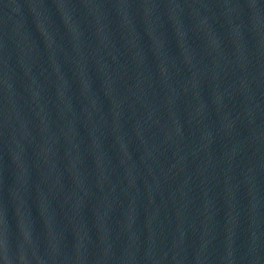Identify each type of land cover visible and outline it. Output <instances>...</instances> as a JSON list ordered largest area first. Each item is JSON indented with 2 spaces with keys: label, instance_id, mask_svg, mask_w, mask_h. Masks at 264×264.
I'll return each instance as SVG.
<instances>
[{
  "label": "water",
  "instance_id": "obj_1",
  "mask_svg": "<svg viewBox=\"0 0 264 264\" xmlns=\"http://www.w3.org/2000/svg\"><path fill=\"white\" fill-rule=\"evenodd\" d=\"M0 264H264V0H0Z\"/></svg>",
  "mask_w": 264,
  "mask_h": 264
}]
</instances>
